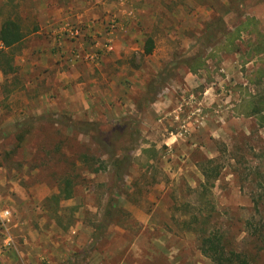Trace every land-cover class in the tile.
I'll use <instances>...</instances> for the list:
<instances>
[{
    "label": "rangeland",
    "instance_id": "374dc122",
    "mask_svg": "<svg viewBox=\"0 0 264 264\" xmlns=\"http://www.w3.org/2000/svg\"><path fill=\"white\" fill-rule=\"evenodd\" d=\"M230 4L0 0V25L15 20L25 35L0 68V264H211L184 222L196 205L213 206L206 227L232 249L255 252L247 222L264 221V127L242 106L264 81L247 84L257 63L242 65L243 44L237 53L215 48L221 36L199 41ZM243 4L227 22L242 10L264 32V0ZM198 53L205 68L193 74L184 60ZM108 152L133 157L121 184L89 169ZM205 159L220 171L201 195ZM110 196L120 209L93 242Z\"/></svg>",
    "mask_w": 264,
    "mask_h": 264
},
{
    "label": "trees",
    "instance_id": "16d2710c",
    "mask_svg": "<svg viewBox=\"0 0 264 264\" xmlns=\"http://www.w3.org/2000/svg\"><path fill=\"white\" fill-rule=\"evenodd\" d=\"M228 1L231 4L228 5L229 7L227 6V11H225L223 15H220L216 19L212 20L208 26L204 27L199 41L208 45V42L216 39L218 36H221L223 40L217 44L215 48L217 50L223 49L225 52L234 51L237 53L241 52L240 44H243L245 51L240 53L242 57V65L244 66L247 61L253 58H255V62L257 63L256 68L251 70L250 74L246 76L247 84L256 86L264 81V32L258 28V20L249 14L243 13L242 10H240L238 15V17H240V21L237 25H232L227 22L225 17L228 18L231 13L238 12V5L243 4L246 0ZM24 36L25 35L17 21L6 19L1 23L0 57L2 64L0 63V68H3L4 65L5 70L6 68H11V58L6 55L5 50L8 51L18 46L24 39ZM243 36L246 38L244 39ZM238 43L240 44L238 45ZM153 48L154 42L152 38L148 37L143 46V53L148 55L152 52ZM204 60L205 59L202 58L201 54L198 53L190 60L184 61L187 62L189 71L196 74L198 73V70L205 68ZM242 114L246 117L254 118L258 126L264 127V91L248 95V98L243 101ZM24 139L25 132L18 133L16 136V145L20 146ZM95 142L103 149L108 150V145L103 138H96ZM107 154V158L101 162L103 164L102 166H97L95 168L89 166V169L92 173L109 169L110 173L115 178V183L121 184L123 182V175L126 173L129 165L133 161V157L129 155L113 156L109 152ZM93 160V156H80V162L85 165H90ZM198 167L203 176V182L200 184L202 187L201 195H203L205 192H209L211 190L214 181L219 176L220 170L219 167L214 164L213 159H205L199 162ZM60 193L62 194L64 200L72 197V185L67 179L64 181V186L60 188ZM53 199L57 203V196H53ZM115 202V199L111 196L107 199L102 219L97 226L96 233L92 234L93 242H97V239H101V235H103V225H108L113 218L117 217V212L120 207H117ZM210 204L211 203H209V205ZM182 206L183 210L187 207H191V205L187 203H183ZM210 206L212 208H208L203 205L194 206V212H190L192 214L187 213V218L184 220L186 226L188 227V231L195 235L199 244L198 249L201 254L207 257L211 264H250L249 261L253 262V264H264V261L261 262L264 252V221L261 220V222H257L256 224L247 222V227L253 231L251 238L253 237L252 242L255 246V252H237L230 247V239L227 233L217 228L209 229L206 227L208 221L213 218L214 215H212L213 206Z\"/></svg>",
    "mask_w": 264,
    "mask_h": 264
},
{
    "label": "built area",
    "instance_id": "2783aa9c",
    "mask_svg": "<svg viewBox=\"0 0 264 264\" xmlns=\"http://www.w3.org/2000/svg\"><path fill=\"white\" fill-rule=\"evenodd\" d=\"M0 48H1V45H0ZM7 215H8L7 212H4V213H1V214H0L1 217H6Z\"/></svg>",
    "mask_w": 264,
    "mask_h": 264
}]
</instances>
